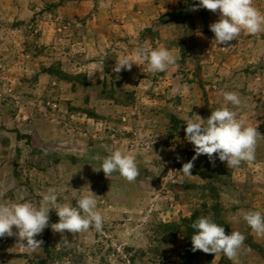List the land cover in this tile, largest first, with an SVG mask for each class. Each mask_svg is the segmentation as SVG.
Wrapping results in <instances>:
<instances>
[{"label": "rangeland", "instance_id": "1", "mask_svg": "<svg viewBox=\"0 0 264 264\" xmlns=\"http://www.w3.org/2000/svg\"><path fill=\"white\" fill-rule=\"evenodd\" d=\"M198 2L0 0V203L38 207L55 188L76 206L90 190L104 218L100 231L62 236L53 210L34 251L0 237V264H264V236L242 218L264 214V136L251 162L228 168L217 156L213 166L200 155L191 176L180 171L194 155L187 119L228 107L264 135V31L217 45L209 25L219 13L193 11ZM253 5L264 14V0ZM140 47L176 62L113 72ZM116 149L135 156L134 182L93 170ZM200 217L245 236L235 260L191 250Z\"/></svg>", "mask_w": 264, "mask_h": 264}, {"label": "clouds", "instance_id": "2", "mask_svg": "<svg viewBox=\"0 0 264 264\" xmlns=\"http://www.w3.org/2000/svg\"><path fill=\"white\" fill-rule=\"evenodd\" d=\"M204 8L213 13H219V19L209 25L214 33L217 45H229L241 33L255 35L264 31V14L254 5L253 0H199L193 5L192 10ZM176 58L166 48L149 49L140 47L133 55L122 56L116 60L113 72L123 70L131 71L133 64L145 65L144 72H164L169 66L175 64ZM92 73L90 74V76ZM225 102L239 106L241 100L234 92H223ZM198 119H187L185 139L194 148L191 160L184 163L180 171L184 176L192 175L194 161L200 155H206L215 165L218 156L221 162H226L228 168H236L242 162H251L255 159V150L258 138L262 135L257 128L245 126L242 119L237 118V113L228 107L212 110L207 119L198 116ZM93 170L103 171L108 178L113 173L131 183L139 176V168L135 156L116 149L107 155L99 167ZM39 206L30 202H17L12 204L0 203V237L16 235L20 241H26V248L35 250L43 241L35 237L49 226V213L55 211L59 217L58 222L52 223L54 233L62 236L67 231L72 234L88 231L95 228L102 230L104 218L97 210V200L92 191L76 199V206L60 204L57 189L49 188L41 194ZM246 224L259 236H264V214L260 211H245L242 214ZM17 230L13 231V228ZM191 228L195 232L191 235V250H200L206 254L223 253L229 260H235L245 240L239 231L225 234L223 226L208 217L196 219Z\"/></svg>", "mask_w": 264, "mask_h": 264}, {"label": "trees", "instance_id": "3", "mask_svg": "<svg viewBox=\"0 0 264 264\" xmlns=\"http://www.w3.org/2000/svg\"><path fill=\"white\" fill-rule=\"evenodd\" d=\"M220 225V224H219ZM222 226V225H221ZM189 245V244H188Z\"/></svg>", "mask_w": 264, "mask_h": 264}]
</instances>
